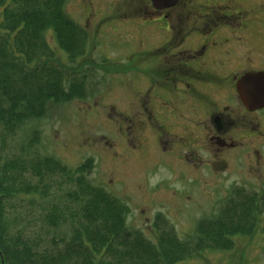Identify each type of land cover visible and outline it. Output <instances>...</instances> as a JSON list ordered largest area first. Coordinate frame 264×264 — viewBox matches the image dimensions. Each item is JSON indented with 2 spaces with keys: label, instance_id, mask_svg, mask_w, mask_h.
I'll return each instance as SVG.
<instances>
[{
  "label": "trees",
  "instance_id": "obj_1",
  "mask_svg": "<svg viewBox=\"0 0 264 264\" xmlns=\"http://www.w3.org/2000/svg\"><path fill=\"white\" fill-rule=\"evenodd\" d=\"M68 1L0 0V264H179L234 250L236 239L258 226L264 188L236 190L185 238L157 214L152 239L128 225L127 202L88 179L92 158L71 168L52 156L10 153V141L28 123L47 117L51 104L89 97L88 77L77 62L87 53L88 32L67 13ZM57 49L67 54L70 69L59 64ZM40 138L33 131L23 151ZM28 197L43 202L42 234L11 216L14 200Z\"/></svg>",
  "mask_w": 264,
  "mask_h": 264
},
{
  "label": "rangeland",
  "instance_id": "obj_2",
  "mask_svg": "<svg viewBox=\"0 0 264 264\" xmlns=\"http://www.w3.org/2000/svg\"><path fill=\"white\" fill-rule=\"evenodd\" d=\"M94 1H102L98 14L90 0H69L66 4L67 13L88 32L87 53L77 62L82 64L81 74L88 77L89 97L51 104L47 117L28 123L10 141V153L52 156L71 168L92 158L94 166L87 173L88 179L128 203L131 228L155 239L153 222L157 214H162L181 238L191 236L198 223L217 214L236 190H263L264 143L254 159L235 152L230 168L214 171L210 164H197L184 147L163 151L149 133L140 135L136 113L141 76L131 69L137 62L136 56L132 60L136 41L113 34L115 23L102 18L107 12L104 5L110 0ZM49 39L55 46L51 33ZM56 53L59 64L70 69L66 66L67 54L60 49ZM92 63L94 68L89 66ZM35 130L40 132V142L23 151L22 146L28 144ZM196 153L202 159L210 158L201 149ZM61 187L55 189L58 194L66 185ZM13 203L10 213L20 217L19 226L28 225L27 230L40 234L46 231L39 218L43 202H32L28 197ZM236 241V248L230 252L209 251L179 264H264L263 207L255 232Z\"/></svg>",
  "mask_w": 264,
  "mask_h": 264
},
{
  "label": "flooded vegetation",
  "instance_id": "obj_3",
  "mask_svg": "<svg viewBox=\"0 0 264 264\" xmlns=\"http://www.w3.org/2000/svg\"><path fill=\"white\" fill-rule=\"evenodd\" d=\"M90 1L98 14L102 1ZM107 3L102 18L115 23L113 34L136 41L131 69L141 76L140 135L149 133L163 151L184 147L197 164H210L214 171L223 164L230 168L235 152L250 160L259 155L264 0ZM199 149L210 158L202 159Z\"/></svg>",
  "mask_w": 264,
  "mask_h": 264
},
{
  "label": "water",
  "instance_id": "obj_4",
  "mask_svg": "<svg viewBox=\"0 0 264 264\" xmlns=\"http://www.w3.org/2000/svg\"><path fill=\"white\" fill-rule=\"evenodd\" d=\"M226 168V164H223L221 167H214V169H221V170H224Z\"/></svg>",
  "mask_w": 264,
  "mask_h": 264
}]
</instances>
